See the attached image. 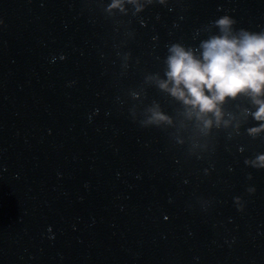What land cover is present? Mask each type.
<instances>
[{
	"label": "water",
	"instance_id": "95a60500",
	"mask_svg": "<svg viewBox=\"0 0 264 264\" xmlns=\"http://www.w3.org/2000/svg\"><path fill=\"white\" fill-rule=\"evenodd\" d=\"M224 15L264 30V0H169L127 28L96 0H0V264H264L257 105L205 129L155 79ZM155 107L171 124L142 127Z\"/></svg>",
	"mask_w": 264,
	"mask_h": 264
},
{
	"label": "clouds",
	"instance_id": "9594fccd",
	"mask_svg": "<svg viewBox=\"0 0 264 264\" xmlns=\"http://www.w3.org/2000/svg\"><path fill=\"white\" fill-rule=\"evenodd\" d=\"M96 2L106 18L112 19L117 25H125L120 17H139L149 6H167L169 0ZM236 23L232 16L224 15L205 26L203 31L208 36L198 46H189L182 42L168 45L164 58L167 79H155L161 89L182 101L188 117L195 116L205 129H211L214 123L219 126L223 117L221 105L228 98L235 99L241 94L250 95L257 110L249 114L258 123L248 128L247 133L256 139L264 134V99H261L264 97V30H237ZM130 25L131 20L125 27ZM213 29H218V32L214 33ZM126 34L134 33L126 30ZM117 55L126 60L131 53ZM149 112L150 115L140 122L142 127L172 122L158 107L149 109ZM211 117H215V121ZM245 164L257 170L264 169V152L247 158ZM248 178L252 179L251 175ZM255 191L254 187L248 189L249 193ZM235 201L243 211L242 199L236 197ZM204 203L206 206L207 202Z\"/></svg>",
	"mask_w": 264,
	"mask_h": 264
}]
</instances>
